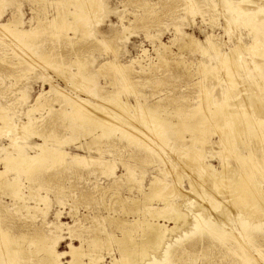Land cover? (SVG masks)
Listing matches in <instances>:
<instances>
[{
  "label": "rangeland",
  "instance_id": "rangeland-1",
  "mask_svg": "<svg viewBox=\"0 0 264 264\" xmlns=\"http://www.w3.org/2000/svg\"><path fill=\"white\" fill-rule=\"evenodd\" d=\"M226 1L87 0L86 5L90 4L84 6L86 10L79 1L0 0V23L16 12L22 27L30 29L40 25L31 35L0 31V114L5 109L8 118L18 127V131L4 130L0 118V170H9L7 177L17 178L25 194L16 198L0 184V231L12 238L9 248H17L15 258L0 252V264H44L40 260L47 254L39 250L35 240L45 238L63 254V264H69L72 246L86 252L78 259L88 264L97 261L116 264L114 258H120V253L113 238L120 237L122 230L115 220L130 223L135 218L149 216L144 208L163 206L162 197L155 192L144 196L150 192L153 177H162V170L166 171V182L161 192L166 191L168 199L181 203L185 217L177 221L178 227L174 230H171L174 222L154 218L167 226L168 240L160 249L147 247L148 254L140 257V264L147 261L153 264H264V255H258L259 251L264 254V207L257 196L248 191L240 198L232 194L230 183L216 187L211 177L197 175L195 181L194 176L180 174L179 163L185 160L204 159L217 169L224 156L234 160L224 143H215L231 130L216 129L210 123L213 128L206 148L199 149L190 145V137L199 136L203 129L192 125L193 131L184 130L186 127L181 123L184 118L194 123L192 116L189 119L190 114L197 115L195 119L206 115L215 121L209 100L205 112L197 108L203 103L202 86L211 94L213 104L218 105L230 85L220 76L225 69L221 74L216 71L197 74L200 61L216 64L217 60L185 45L189 38L204 46H208L209 38L223 52L241 38L245 44L251 42L252 31L264 40V24L261 29L249 31L250 26L235 23L234 12ZM91 5L96 8L90 10ZM251 5L243 4L248 9L253 8ZM57 8L67 12V21H70V25H60L59 34L48 24ZM73 10L80 11L82 17L73 19L70 14ZM262 19L263 14L258 16V20ZM162 52L166 60L159 57ZM111 62L121 64L122 71L118 73ZM103 64L104 68L100 69ZM85 65L87 76L82 73ZM252 70L250 75L263 85L260 94L264 97V68L260 73ZM243 76L248 79L246 74ZM100 96L108 98L102 102L114 109L118 108L114 105L118 98L129 101L132 114L137 101L144 106L159 101L157 112L161 120L151 121L149 126L138 124L137 119H127L139 131L144 130L141 132L124 131L119 126L102 130L83 114L80 117L74 103L83 97L97 101ZM94 109L98 110L96 106ZM98 111L94 114L104 112ZM14 130L19 134L15 141L25 145L26 154L35 155L39 152L37 145L47 144L63 151L64 160L55 156L58 151L54 150L55 155L52 152L45 162L24 165L19 170L4 164L8 153L17 154L11 143L16 134ZM141 133L153 137L146 139ZM252 142L257 157L264 144L256 138ZM237 144L242 143H233ZM75 156L84 159L75 160ZM105 161L114 164L115 169L105 168ZM127 168L132 175H126ZM261 187L264 188V183ZM131 207L135 209L126 212L125 208ZM195 214L215 227L204 232L196 230ZM133 234L139 236L138 232ZM247 239L248 244L243 242ZM96 240L102 242L96 245ZM19 245H22L20 249ZM167 247L173 253L167 254ZM244 247L248 250L240 251Z\"/></svg>",
  "mask_w": 264,
  "mask_h": 264
},
{
  "label": "bare ground",
  "instance_id": "bare-ground-1",
  "mask_svg": "<svg viewBox=\"0 0 264 264\" xmlns=\"http://www.w3.org/2000/svg\"><path fill=\"white\" fill-rule=\"evenodd\" d=\"M61 1L59 0L60 3ZM65 1H68V2L70 1L78 2L79 1L81 3L80 5L84 4L83 7L84 6L87 7L90 4L89 2V4L86 5L87 0H65ZM226 2L228 5V8L234 12L233 20L235 21V23L243 24L244 26H250L248 28L249 31L253 30V28L254 29L262 28L264 24V19L258 20V16L262 14L264 15V3L263 2H260V0L259 1L257 0H231V1L227 0ZM245 3H251L252 4L251 6H253V8L251 9L244 8L243 4ZM86 7L84 8L86 9ZM94 8H96V6L91 5L89 7L90 10H93ZM86 10H84L85 15L87 14L89 15L88 12H85ZM63 13L64 12H62L61 9L57 8L52 18H50V20L48 21V24L50 25V27L57 31V32H54L56 34H59L60 30L58 29L61 24L64 25L65 23H67L70 25V21L69 23L67 21L68 13L67 12L64 14ZM79 13L80 11L73 10L70 13L71 15L73 14V16L71 15L70 16L73 17V19L74 18L76 19L77 17H82V16H79ZM88 15L87 17L90 18ZM21 24H22V21L18 14L16 16V12H15L11 15V17L6 22L0 23V31L8 32L11 35L14 34L18 36L20 34H24V35L30 34L31 35L40 29V25L27 29V28L22 27ZM226 26L228 28L230 27L227 24ZM251 36H252L251 42L245 44V42L241 38L239 42L231 46L228 51H224V52L220 50L219 45L217 43L212 42V40L209 38L207 42V44L209 43L208 46L201 45V43L194 38H189V41L186 42L185 45L189 44L193 46L195 49H197L198 51H201L203 54H209L211 57H214L217 60L216 64L206 63L205 61H200V65L198 67L199 70H197V74H198V71H199V75L200 73L205 75L206 73L210 74L215 71L221 74V71L225 69L224 74L220 76L222 80H227L228 85L229 83L230 85L223 92L224 96H223L222 102L218 103V105L213 104L212 100L210 99L211 94L210 93L207 94L206 86L203 85L202 86L203 95L201 96L203 99V103L200 104L197 108L205 112L206 111L205 105L206 104L208 105L210 103V105L212 106L211 107L212 114L216 116L215 121L214 120L211 121V119L213 118L210 119V117L206 115L203 116L202 118L195 119L197 115L190 114L189 119L192 116L194 119V123H189L188 121H186V118L181 119L182 125L186 127L183 129L191 130L190 126L192 125L193 126L197 125L198 127H201L203 130H201L202 132L200 133L199 136L191 135L190 145L195 146L196 148H199V149L201 147L205 149L207 145L208 134L210 132V129L212 130L213 127L216 129H219L221 127L228 128L229 130H231V132L229 131L227 134H223L224 135L223 139L217 140V142L215 143H218V141L219 143L221 142L224 143V147L228 149L229 154L231 153V155L234 157L233 158L234 160L230 161L226 159L224 156L223 160L220 163L221 167H219L218 169L212 166L210 163H208L204 159L202 161L199 160L200 158L195 159L194 161L189 160L188 162L186 160H185L186 162L185 161L181 162L178 160L179 162H181V163L179 162L178 163L181 164L180 174H184L187 176H194L195 181H197L196 180L197 175L200 176L201 178L205 176L211 177L214 179L213 184L216 187H219L221 184L225 185L226 183H228L229 185L230 183L231 188H232V194H235V196L241 198L242 196L246 194V192L248 191L252 192L253 194L257 196L259 203L262 204V207H264V188L261 187V183H264V149L262 148L261 154L260 155L258 154L256 157L255 152H254L255 144L252 142V140L256 138L262 145L264 144V97H261V94H260V92L263 91L262 90L263 85L261 82H258L259 80H255L254 76L250 75V72L252 69L255 72L257 71L258 73H260L259 71H261L264 68V40L260 37V35H258V33L254 34L253 31H252ZM158 55L163 60H166V56L163 52L159 53ZM251 56H257L258 61H257V57H255L252 60L251 58L250 59L248 58ZM34 60H37V59H34ZM77 62L79 63V61ZM252 63L253 65L250 66V64ZM110 64L114 66L113 68L117 70L118 73L121 72L123 69V66L121 64H118L117 62H111ZM104 66L105 64L101 65L100 69L104 68ZM82 73H84L83 75L87 76L86 65L83 67ZM245 74L247 75L248 79H246L243 76ZM204 77H203V80H204ZM83 81L85 80H82L81 84L84 83ZM83 85H85L86 87L85 89L87 90L86 83ZM235 85H238L237 88H234L236 87ZM80 87L81 85L79 86V88ZM59 92H60V89H59ZM90 99L83 97V98H80L79 100L78 99L74 100L75 101L74 102L75 111L79 113V116L83 114L89 122L91 121L93 126L96 125L100 127L102 130H106L110 126H119V127H122L124 131L128 130L132 132L133 131L137 132V130L139 131L140 129L138 128V126H135L129 123L131 119H137L136 121H138V124L148 123L149 126H151L152 122L161 120V118L158 115L159 112H157L158 110L157 108L160 107V105L158 104L159 101H156L154 103H147L146 106L142 105L141 102L137 101V103H135V113L132 114L129 111V109L132 107V104L129 101L127 102L119 101V98L117 101H114L115 103L114 105L118 107L117 109H120L116 111L117 110L116 108L115 110L114 108L109 107L104 102H102V100H105V99L108 100V98L106 97H101L99 98L100 100L97 99V101H93V102L89 101ZM208 100H209V103H208ZM95 106H96V109L98 108V110L101 108L102 111L101 110L99 111L101 112L104 111L103 114L96 113L98 116L94 114V112L98 111V110L95 111L94 109ZM1 111L2 112L0 114V118H2L4 122L3 129L4 130L5 128L17 129L18 127L15 124H13L12 121L8 118L6 114V110L2 108ZM91 113H93L97 117L95 118L94 115H92ZM84 116H80V117H84ZM210 123H212L211 125H213V127L210 126ZM208 125H209L208 130H206ZM26 126H27V123L26 124L24 123L23 127H26ZM14 132L16 133V130H14ZM181 132H183V130H181ZM141 134H142V137L144 138L145 136L146 139H148L149 137L150 138L153 137L152 135L151 136L146 135V133H141ZM147 134H150V133L147 132ZM18 135L19 134L16 133L13 138L11 137L12 146H14L15 150H17V154L15 155V154L8 153L10 155L6 157L5 159L6 162L4 164L10 165L12 168L19 170L25 167L26 165L31 166V164H34L37 162H42V163L43 161L45 162V159L48 156H51L52 154L55 155L54 152L56 151L58 152H56L55 156L59 155V157H61V160H64L63 157L65 153L63 151L56 150L54 149V146H49L47 144L37 145L39 152L35 155L26 154V152H24L25 145H20L16 143L15 141ZM237 141L242 143L243 147H241L242 144L233 145V143ZM186 146H189V144ZM74 159L77 160V159H84V158L80 156H75ZM103 164L105 165V168L106 167L114 168V164H112L110 161H105L103 162ZM110 170L112 171V169ZM8 171L0 170V179H1L0 184L2 185V187L7 189L8 194H10L11 196L25 197V194L21 192L22 188H21L20 181L17 178H14V180L9 179L7 177ZM173 171L175 172V169ZM126 173H127L126 175H132L131 169L127 168ZM165 173L166 171L162 170L161 171L162 177L160 176L153 177V180L151 181L149 185L150 192H146L144 195L146 198V196H148L151 192H155L157 196L162 197L163 206L161 207L159 206L155 208L154 207L144 208L145 211L149 212L148 214L149 216L148 217L144 216L143 219L135 218L130 223L122 219L115 220V223L117 224V226L122 230V235L120 237L115 236L113 238L114 241L118 244V252L120 253V258H117V257L114 258L116 261V264H140L139 262L140 257L142 255L145 256L148 254L146 250L147 247L153 246V247H158L159 249L160 247L162 248V246L164 245V242L168 240L166 239V235H165V232L168 228L166 225L160 224V222H157L154 219L155 217L156 218L163 217L165 220L174 222V226L171 228V230H174L175 228H177L178 227L177 221L182 220L185 217L183 209L181 208V203L168 199L166 197L167 196L166 191L161 192L163 191L164 189L163 186L165 185V182H166L164 179ZM176 181L178 182V180ZM178 189H179V183H178ZM133 202H137V201L133 200ZM206 202L208 201L206 200ZM202 203L205 204V200ZM27 208L29 209V207ZM133 209L135 208H132V207L125 208L126 212H129V210H133ZM194 218H195L193 222L194 227L196 228V230H199L200 232L212 230L215 227L214 223L208 222V220L206 218H202L200 214H195ZM134 232H138L140 238H141V235H142V238L138 239L139 236L136 237V235L133 234ZM46 240H47L46 238L44 240H40V239L35 240L39 244V247H38L39 250L40 251L42 250L46 252L47 254L45 255V258L40 261L44 264H63L61 260V256L63 254L58 253L55 250V246L53 245V243L51 242L50 244H48V240L47 242ZM104 240L106 239L104 238ZM99 241L102 242V240H96V242L94 241V243L98 245ZM11 242H12V238L10 237V235L6 232L0 231V252L7 256H10L11 258H15L16 253H17L16 251L17 248L16 249L9 248V244ZM243 242L247 243L248 239L244 240ZM21 246L22 245H19V249L21 248ZM98 247L100 248L101 246H98ZM169 248L167 247L166 253L167 254L173 253L169 250ZM248 248L250 249V245H248ZM248 248L246 247L241 248L240 251L248 250ZM70 254H71V259L68 262L69 264H88L85 261L78 259L79 255L86 254V252L82 248L72 246L70 250ZM258 255H264V254L261 251H259ZM263 257L264 256H262V258ZM94 264H99V261L95 262ZM146 264H153V261L152 262L147 261Z\"/></svg>",
  "mask_w": 264,
  "mask_h": 264
}]
</instances>
